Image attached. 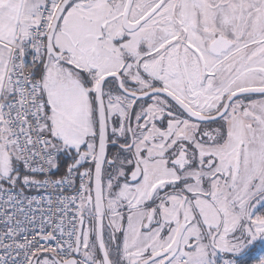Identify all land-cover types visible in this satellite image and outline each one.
Wrapping results in <instances>:
<instances>
[{"label": "snow or ice", "instance_id": "obj_1", "mask_svg": "<svg viewBox=\"0 0 264 264\" xmlns=\"http://www.w3.org/2000/svg\"><path fill=\"white\" fill-rule=\"evenodd\" d=\"M0 264H264V0H0Z\"/></svg>", "mask_w": 264, "mask_h": 264}]
</instances>
